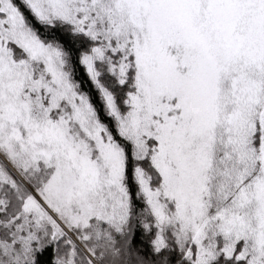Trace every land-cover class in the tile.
<instances>
[{
  "label": "snow or ice",
  "instance_id": "6c2138e0",
  "mask_svg": "<svg viewBox=\"0 0 264 264\" xmlns=\"http://www.w3.org/2000/svg\"><path fill=\"white\" fill-rule=\"evenodd\" d=\"M0 264H264V0H0Z\"/></svg>",
  "mask_w": 264,
  "mask_h": 264
}]
</instances>
